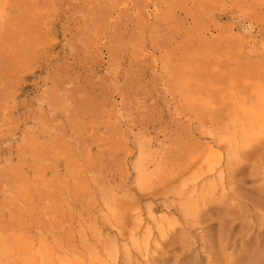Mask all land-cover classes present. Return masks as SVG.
Returning a JSON list of instances; mask_svg holds the SVG:
<instances>
[{
	"label": "rangeland",
	"instance_id": "1",
	"mask_svg": "<svg viewBox=\"0 0 264 264\" xmlns=\"http://www.w3.org/2000/svg\"><path fill=\"white\" fill-rule=\"evenodd\" d=\"M233 96L238 126L258 144L264 119L250 129L243 118L264 101V0H0V264L25 261L28 248V264H75L67 242L114 238L108 207L128 209V224L151 226L147 206L166 216L162 195L197 171L157 189L176 156L195 146L224 160L199 127L226 124ZM255 156L215 191L220 199L236 184L240 204L257 208L253 229L264 222L254 189L264 187V151Z\"/></svg>",
	"mask_w": 264,
	"mask_h": 264
},
{
	"label": "bare ground",
	"instance_id": "2",
	"mask_svg": "<svg viewBox=\"0 0 264 264\" xmlns=\"http://www.w3.org/2000/svg\"><path fill=\"white\" fill-rule=\"evenodd\" d=\"M230 99V107L223 117L226 124L214 128L212 123L209 128L199 127L201 132L211 137L213 144L224 150V160L212 164L208 158H204V150H196L195 146L191 147V151L186 150L176 156L180 164L177 169L172 170L166 180L161 181L162 184L157 189L164 190V187L177 182L195 166L197 171L192 180L185 181L177 189L162 195L165 201L160 207L166 212V216L154 218L153 212L158 210V206H147L145 210L152 221L151 226L148 220L142 222L141 216L140 220L136 219L137 216L128 224L129 218L125 215L128 209L124 210L119 206L106 207L108 213L103 223L116 230L114 238L101 239L94 232L95 241L91 244L86 238L81 239L77 246H74L73 242H67L63 247H67L68 252L74 251L72 259L75 264H82L78 260L80 257H88L89 264H264V222L253 229L251 222L247 221L248 218L254 217L256 206L240 204V197L235 192L236 184L228 196L222 195L220 199H215L217 183L222 187L224 181L228 180L231 184L234 177L245 168L247 159L259 151H264V136L258 144L248 141L249 131L244 126H238L236 121L238 113L234 105L238 97L233 96ZM240 99L242 102L246 101L243 97ZM261 108L264 110V101ZM262 109L259 114L251 113V117L244 115L247 128L253 129L259 120L264 119ZM231 111L233 113H230ZM207 147L211 150V146ZM260 159V156H255L254 161ZM146 171L145 167H140L138 171L142 182L149 179ZM256 177L258 176L252 174L246 176L251 179ZM197 179H201L199 184L195 182ZM245 180L244 178L239 183L243 184ZM189 183L191 189L187 190ZM198 189H201L200 193L197 192ZM254 189L259 196L264 194V187ZM221 190L223 191V188ZM170 195L177 198L178 204L167 202ZM234 200L237 204H233ZM180 220L182 227L179 226ZM204 223L207 224L202 227ZM214 226L217 228L213 234L202 232ZM195 228L200 230L198 235L193 234L192 229ZM238 228L239 230H236ZM46 230L51 234L53 242L57 243L52 226L47 225ZM58 245L62 247L60 243ZM78 248L82 252L77 254ZM32 250L33 248H28L29 257L25 261L21 254H17L14 264H28L32 259Z\"/></svg>",
	"mask_w": 264,
	"mask_h": 264
}]
</instances>
